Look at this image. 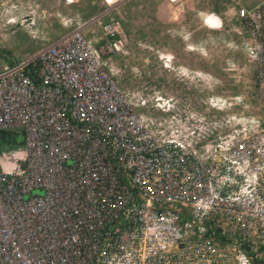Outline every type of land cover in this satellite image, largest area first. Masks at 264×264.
<instances>
[{
  "label": "built area",
  "instance_id": "obj_1",
  "mask_svg": "<svg viewBox=\"0 0 264 264\" xmlns=\"http://www.w3.org/2000/svg\"><path fill=\"white\" fill-rule=\"evenodd\" d=\"M105 3L0 70V134L23 138L0 148V264H264V117L227 116L213 137L122 89L125 31ZM235 13L264 96V0Z\"/></svg>",
  "mask_w": 264,
  "mask_h": 264
},
{
  "label": "rangeland",
  "instance_id": "obj_2",
  "mask_svg": "<svg viewBox=\"0 0 264 264\" xmlns=\"http://www.w3.org/2000/svg\"><path fill=\"white\" fill-rule=\"evenodd\" d=\"M122 20L126 43L112 58L122 89L153 105L170 100L171 116L187 129L204 123L213 137L227 128V116L264 117V96L255 65L245 50L248 30L234 13L258 0H106ZM104 0H0V70L27 58L43 46L107 8ZM211 15L207 29L202 16ZM11 21V22H9ZM86 37L99 47V29ZM235 98H240V101ZM225 100L217 110L211 104ZM231 104V105H229ZM147 107H139L145 113ZM14 135V134H12Z\"/></svg>",
  "mask_w": 264,
  "mask_h": 264
},
{
  "label": "crops",
  "instance_id": "obj_3",
  "mask_svg": "<svg viewBox=\"0 0 264 264\" xmlns=\"http://www.w3.org/2000/svg\"><path fill=\"white\" fill-rule=\"evenodd\" d=\"M251 4H254V3H251ZM0 137L2 139V140L0 139V141L3 142V143H6V139H8V141H12L10 143L11 145H13V143L14 144H22L23 143V138L19 134L12 135L10 133H2V134H0Z\"/></svg>",
  "mask_w": 264,
  "mask_h": 264
},
{
  "label": "bare ground",
  "instance_id": "obj_4",
  "mask_svg": "<svg viewBox=\"0 0 264 264\" xmlns=\"http://www.w3.org/2000/svg\"><path fill=\"white\" fill-rule=\"evenodd\" d=\"M234 15L236 16V18L241 22V23H243L244 22V19L242 18V17H240L239 16V14H236V13H234ZM209 17H211V15H208ZM205 15L204 16H202V21H203V25L205 26V25H207V26H209L210 25V27H211V25H212V23H210L209 22V18H207V17H205ZM213 18H215L216 20H217V22H218V25H217V29H211V28H208L207 26H205L207 29H210V30H217V31H219L220 29H221V27H222V22H221V20L218 18V17H216V16H212ZM221 25V26H220ZM247 27V26H246ZM248 29H249V27H247Z\"/></svg>",
  "mask_w": 264,
  "mask_h": 264
},
{
  "label": "trees",
  "instance_id": "obj_5",
  "mask_svg": "<svg viewBox=\"0 0 264 264\" xmlns=\"http://www.w3.org/2000/svg\"><path fill=\"white\" fill-rule=\"evenodd\" d=\"M1 139V137H0ZM2 140V139H1ZM22 144H14L13 145H10V146H6L7 148H14L16 146H21ZM4 147V143L0 141V148H3Z\"/></svg>",
  "mask_w": 264,
  "mask_h": 264
},
{
  "label": "clouds",
  "instance_id": "obj_6",
  "mask_svg": "<svg viewBox=\"0 0 264 264\" xmlns=\"http://www.w3.org/2000/svg\"><path fill=\"white\" fill-rule=\"evenodd\" d=\"M9 1H10V2H11V1H12V2H16L17 0H16V1H14V0H9ZM104 1H105V0H104ZM10 134H11V133H10ZM22 145H23V143H22ZM22 145H21V146H22ZM6 146H10V145H7V144L4 143V147H6ZM4 147H3V148H4ZM16 147H18V146H16ZM16 147H14V148H16ZM9 149H13V148H9Z\"/></svg>",
  "mask_w": 264,
  "mask_h": 264
},
{
  "label": "flooded vegetation",
  "instance_id": "obj_7",
  "mask_svg": "<svg viewBox=\"0 0 264 264\" xmlns=\"http://www.w3.org/2000/svg\"><path fill=\"white\" fill-rule=\"evenodd\" d=\"M7 141H8V139H6V143H7V145H11L10 143H11L12 141H8V142H7ZM6 143H5V144H6Z\"/></svg>",
  "mask_w": 264,
  "mask_h": 264
}]
</instances>
